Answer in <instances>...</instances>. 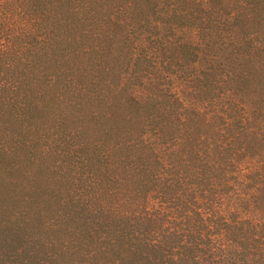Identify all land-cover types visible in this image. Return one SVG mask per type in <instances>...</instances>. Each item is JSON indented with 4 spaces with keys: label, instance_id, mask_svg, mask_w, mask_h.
I'll use <instances>...</instances> for the list:
<instances>
[{
    "label": "trees",
    "instance_id": "16d2710c",
    "mask_svg": "<svg viewBox=\"0 0 264 264\" xmlns=\"http://www.w3.org/2000/svg\"><path fill=\"white\" fill-rule=\"evenodd\" d=\"M0 264H264V0H0Z\"/></svg>",
    "mask_w": 264,
    "mask_h": 264
}]
</instances>
